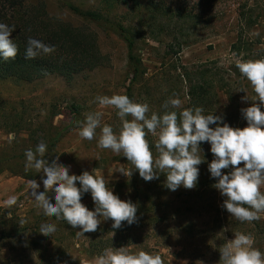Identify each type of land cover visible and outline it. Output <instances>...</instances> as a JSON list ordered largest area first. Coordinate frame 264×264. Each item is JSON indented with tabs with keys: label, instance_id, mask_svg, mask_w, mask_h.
<instances>
[{
	"label": "rangeland",
	"instance_id": "1",
	"mask_svg": "<svg viewBox=\"0 0 264 264\" xmlns=\"http://www.w3.org/2000/svg\"><path fill=\"white\" fill-rule=\"evenodd\" d=\"M22 2L24 5H41L49 16L72 27H80L83 33L93 32L105 58L99 66L79 71L72 80L59 74L32 82L13 77L0 80V160L8 159L7 167L0 170V264H95L98 255L90 251L91 241L114 236L109 231L111 220L101 223L96 232L77 235L79 229H72L66 221L41 217L42 210L28 190V181L32 179L9 170L15 162L25 165V151L36 147L40 141L48 146L47 159L59 156V163L71 166L70 174L88 171L103 175L109 181L108 187L121 200H135L134 183L140 180L139 185L145 190L140 191L143 201L147 202L149 198H154L155 203L166 201V206L154 204L153 212H157L154 215L158 219L166 215L161 222L156 220L125 234L131 235V244L121 247L129 252L159 254L164 264H222L219 250L234 239L237 232L250 233L254 237V247L264 252V213L257 220L261 227H256L255 221L240 223L221 207L223 197L212 183L170 191L165 187L164 174L160 175L163 178L149 182L143 181L138 171L131 177L123 176L115 170L132 167L126 157L97 146L99 128L93 140L82 139L77 123H82L88 113L100 111L103 113L101 126L111 125L114 132L119 133L122 122L116 110L94 102L97 96L114 94L148 103L149 115L151 112L162 113V104L173 94L182 101L178 112L200 106L205 114H210L214 80L217 112H225L228 117L237 115L238 122L232 127H246L241 109L260 102L256 101L252 85L241 75L236 63L264 59V0H179L177 4L198 15L185 22L179 32V37L184 33L183 37H189L190 41L180 52L173 42L176 30L173 34H169V30L153 33V28L145 22L146 9H135L129 2ZM72 5L83 11H97L103 18L98 22L86 20L70 8ZM119 27H125L134 41L133 53L141 62L137 77L129 70L128 44L120 35ZM150 33L160 40L149 36ZM239 39L243 44L240 50H235L233 46L240 42ZM198 82L204 83L207 94L203 104L196 105L190 86ZM226 91L231 93V99ZM72 105H77V113L72 111ZM30 132L35 136L30 137ZM146 139L154 148V156H158L157 137L149 134ZM201 148L207 169L212 161L210 145L203 143ZM41 175L38 173L33 179L43 190ZM13 195L17 197V204L5 207L4 200ZM49 196L51 198V193ZM82 203L89 210L94 209L90 193L82 197ZM179 205L184 212L176 218L172 213ZM44 222L57 225L52 236L39 233Z\"/></svg>",
	"mask_w": 264,
	"mask_h": 264
},
{
	"label": "clouds",
	"instance_id": "2",
	"mask_svg": "<svg viewBox=\"0 0 264 264\" xmlns=\"http://www.w3.org/2000/svg\"><path fill=\"white\" fill-rule=\"evenodd\" d=\"M14 31V26L0 23V59L5 61L14 60L19 51L11 38ZM55 50V45L29 37L25 59L49 55ZM236 68L250 82L256 101L260 102L241 109L247 122L244 128L230 126L223 114H205L200 106L178 112L182 101L176 94L162 104V113L151 112L150 115L148 103L114 94L97 96L94 102L116 110L122 122L119 133L114 132L111 125L101 126L103 113L96 111L88 113L82 123L77 122L78 135L91 141L99 128L97 146L116 155L122 154L132 166L117 168L116 172L131 177L134 171H138L146 182L159 179L162 173L166 176L165 187L170 191L197 187L198 166L205 162L204 155L201 157V144L208 143L214 157L208 164V170L210 177L216 180L212 186L223 197L221 207L240 223L257 221L264 213V191H261L264 189V59L241 60L236 63ZM243 99L247 100L246 97ZM149 134L157 137L155 149L158 156H154L146 139ZM47 150L46 142L40 141L34 150L29 148L24 153L25 171L33 169L42 173L43 190L35 179L28 181V190L44 216L66 221L72 229H79L77 235L96 232L101 223L109 220L114 230L120 229L125 222L128 226L138 222L137 204L130 199L121 200L108 187L109 181L103 175L88 171L80 175L70 174L71 166L59 163V156L47 159ZM89 193L94 203L93 210L82 203V197ZM3 204L11 208L17 204V197L10 196ZM56 231L57 225L51 222H44L39 227L42 235L52 236ZM219 252L222 264H264V252L254 247V237L250 233H235L234 239L229 240ZM95 264L164 262L159 254L132 253L120 247L105 249L95 258Z\"/></svg>",
	"mask_w": 264,
	"mask_h": 264
},
{
	"label": "trees",
	"instance_id": "3",
	"mask_svg": "<svg viewBox=\"0 0 264 264\" xmlns=\"http://www.w3.org/2000/svg\"><path fill=\"white\" fill-rule=\"evenodd\" d=\"M122 1L129 2L135 9H140L141 7L146 9L145 22L147 26L153 28V33L156 31L161 32L163 30H169V34H173V31L176 30L177 32L173 34V42L174 45L177 46L178 52L190 43L189 37H183L184 33H181V37H179V32L182 28H184L183 24L185 22H189L190 19H193L198 15L177 4L179 0ZM70 8L79 16L89 21L98 22L103 18V16L97 11H83L79 7L73 5L70 6ZM36 11L40 13H37ZM252 18V16L249 17L251 22ZM0 23H6L15 27V31L12 33L11 38L14 39V43H16L19 49L14 60L9 59L5 61L0 59V80L13 77L19 80L32 82L35 79L45 77L50 74H59L67 80H72L74 75L84 68H95L104 61L105 56L101 53V50L96 42V36H94L93 32L83 33L80 30V27H72L68 23L55 20L54 17L47 14L46 10L42 8L41 5H24L22 0H0ZM119 29L120 35L128 44L129 70L133 73L134 77H137L141 68V62L133 53L134 41L129 36L125 27H119ZM153 33H150L149 36L155 40H160L159 37L153 35ZM29 37L38 39L45 44L55 45V52L49 55L38 56L35 59H25V50ZM239 41L240 42L234 44L233 46L235 50L241 49V44H243V42L240 39ZM190 90L194 104H203L206 98L205 95L207 94L204 83L198 82L191 84ZM226 93L228 94L229 99H231V93H229V91H226ZM216 95L217 93L215 90L214 80H212V113L214 112L213 114L215 115L223 114L225 116V122H227L230 126H236V123L238 122V118L236 117L237 115L234 114L228 117L229 115H225V112H217L214 104ZM72 111L77 113V105H72ZM55 115L56 114L53 113V116ZM29 135L30 137L35 136L34 133L31 132ZM201 145H203V143ZM34 148L35 147H32L33 150ZM151 148L154 149L153 147ZM213 158L212 154V160ZM7 161L8 159L0 160V170L2 167H7ZM10 166L9 170L11 172L22 175L26 178L33 179L36 175H38V173H36L33 169L26 172L25 165H20L19 162L12 163ZM15 166L17 167L15 168ZM240 166H243V164ZM198 167L200 173L197 186H208L210 183L213 185L216 180L210 177L208 168L205 169V163H202ZM222 171L226 172L228 170ZM160 175H162V173ZM160 177L162 176H159V178ZM139 182L140 180L134 183L136 197L135 200H131L133 203L137 204L138 207V222L131 226H128L125 222L123 226L117 230L112 229L110 225L109 231L113 232L114 236L106 239H99L97 241H91L89 247L91 248L90 251L93 254L99 256L105 249L111 246L121 247L124 246V244L129 245L131 244L130 238L132 237L130 234L126 236V233L130 232L135 227H144L145 225L152 224V222L156 220H160L159 222H161L162 218H165L166 215L163 214L164 217L158 219L157 215H154L157 212H153V210L154 204L156 207L164 206L166 201L163 200L155 203L154 198H149L147 202L143 201L141 192L144 188L139 185ZM177 195L180 196L181 194L178 193ZM183 212L184 209L182 210V207L179 205L175 207L172 215L177 218L178 216H181ZM226 213L228 212L226 211ZM41 217L46 218L47 216L42 214ZM254 223L256 227L260 226L259 221H255ZM5 235L10 236L9 234Z\"/></svg>",
	"mask_w": 264,
	"mask_h": 264
}]
</instances>
